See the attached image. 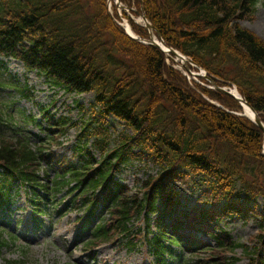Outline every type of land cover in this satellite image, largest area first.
<instances>
[{
  "label": "trees",
  "instance_id": "trees-1",
  "mask_svg": "<svg viewBox=\"0 0 264 264\" xmlns=\"http://www.w3.org/2000/svg\"><path fill=\"white\" fill-rule=\"evenodd\" d=\"M122 1L144 10L169 46L219 84H236L264 118V39L240 23L253 19L261 0ZM130 21L138 35L149 37L146 27ZM0 55L21 60L68 92L95 93L82 109L88 118L73 147L76 162L0 115V207L9 206L23 186L43 212L46 195L67 188L90 214L99 207L110 213L93 229L97 242L132 237L135 217L145 213L150 221L156 214L150 241L157 264H169L158 255H173L165 238L195 254L210 253L206 264H237L227 253L238 247L250 254V264H264V132L235 113L243 108L234 97L191 83L160 48L131 38L110 15L108 0H0ZM43 114L61 144L57 137L70 129L66 117L54 121L48 109ZM144 161L157 173L141 182V193L129 194L118 175ZM178 181L202 190L198 206L176 211ZM170 218L188 235L169 229ZM228 218L257 223L254 246L233 239L221 225Z\"/></svg>",
  "mask_w": 264,
  "mask_h": 264
},
{
  "label": "rangeland",
  "instance_id": "rangeland-1",
  "mask_svg": "<svg viewBox=\"0 0 264 264\" xmlns=\"http://www.w3.org/2000/svg\"><path fill=\"white\" fill-rule=\"evenodd\" d=\"M113 9L118 11L115 5L112 6ZM241 24L251 28L264 39V2L258 4L252 20L244 19ZM3 61L6 72L5 74L0 72V79L5 83V86L0 88V114L14 117L15 122L20 120L26 130L34 133L40 132V128L29 120L24 121L23 117L33 114L42 121L44 127L48 128L50 124L42 114L40 106H50L54 120L61 117L71 118L67 121L70 127L69 132L60 138L57 137L62 144L53 140V143H48L47 146L53 145L55 151L71 157L83 120L88 118V116L84 117L79 105L89 107L95 99L94 93H68L54 87L37 71L27 70L20 61L10 59ZM175 66L181 68L178 65ZM3 69L0 67V70ZM22 85H28L32 99L25 97V94L19 90L23 87ZM114 125L120 128L117 123ZM45 133L49 134L48 131L42 130V135ZM156 171L157 169L151 163L136 162L126 168L119 177L132 188L129 194L140 193L141 183L138 185L137 179H141L142 182ZM176 189L178 197L186 207L190 208L197 204V194L190 186L177 182ZM57 198L62 199L57 209H51L50 214L42 218L43 223L36 226L33 223L34 214L31 211L29 197L25 189H20L12 208L0 213V232L6 231L9 242V245L0 244V264H153L154 257L149 243L143 237L147 227L144 220L135 221V229L141 228L143 235L135 237L138 247L134 250L131 251L129 246L112 240L97 247L95 251H89L86 249L89 232L83 230L82 224L87 216L86 206L77 203V200H71V194L66 191ZM233 221L227 226L234 239L252 246L256 242L257 225L253 222L243 224L241 220ZM12 234L17 237L16 240L12 239ZM209 244L213 246L215 243L211 240ZM177 251L182 254L183 262L205 264L204 259L207 253L190 255L179 249ZM227 255L239 258L237 264L249 262V256L242 248H236L235 253L229 252Z\"/></svg>",
  "mask_w": 264,
  "mask_h": 264
},
{
  "label": "water",
  "instance_id": "water-1",
  "mask_svg": "<svg viewBox=\"0 0 264 264\" xmlns=\"http://www.w3.org/2000/svg\"><path fill=\"white\" fill-rule=\"evenodd\" d=\"M143 17H144V19L146 20V22H147V28L150 30V34H151V39L148 41L149 43H151V44H153V45H155V46H158V47H161L162 48V46H161V44L157 41V39L155 38V36H154V31H155V27L153 26V24H151V22L148 20V18H147V16L145 15V14H143ZM130 34V33H129ZM131 35V34H130ZM132 37H134V38H136V39H138V40H141V39H139L137 36H135V35H131ZM157 36H158V38L161 40V42L168 48V51L171 53V54H174L176 57H177V59H183L184 58V55L183 54H181L180 52H178L176 49H174V48H171V47H168L166 44H165V42H164V40H163V38H162V36H161V34L159 33V32H157ZM141 41H143V40H141ZM172 57V56H171ZM189 60H191V59H189ZM199 75V74H198ZM208 80H210L212 83H213V85L215 86V88L216 89H219V90H221L222 92H224V93H228V94H231V95H233V96H235L240 102H241V104L242 105H246V106H248L249 108H251V110H253L255 113H256V111L249 105V103L245 100V99H243V97L242 96H240V95H236L235 93H233L232 92V89L230 88V87H221V86H219V85H217V83L215 82V81H213L210 77H206ZM255 122L261 127V128H263L264 129V122L262 121V119H261V117L259 116V114H257L256 113V119H255Z\"/></svg>",
  "mask_w": 264,
  "mask_h": 264
},
{
  "label": "bare ground",
  "instance_id": "bare-ground-1",
  "mask_svg": "<svg viewBox=\"0 0 264 264\" xmlns=\"http://www.w3.org/2000/svg\"><path fill=\"white\" fill-rule=\"evenodd\" d=\"M140 21H143L142 18L139 19ZM126 27L128 29V31L131 33L132 32V29L130 28V26L128 24H126ZM163 45V44H162ZM166 50L167 48L165 46H163ZM235 92V90H234ZM244 113L250 117L251 119H254L256 117V114L255 112H253L248 106H245L244 108Z\"/></svg>",
  "mask_w": 264,
  "mask_h": 264
}]
</instances>
